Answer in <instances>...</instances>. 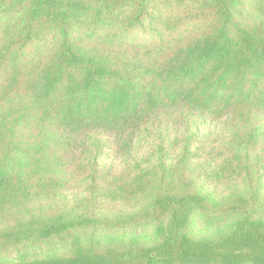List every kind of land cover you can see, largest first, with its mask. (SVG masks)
I'll return each mask as SVG.
<instances>
[{"label":"trees","instance_id":"trees-1","mask_svg":"<svg viewBox=\"0 0 264 264\" xmlns=\"http://www.w3.org/2000/svg\"><path fill=\"white\" fill-rule=\"evenodd\" d=\"M0 264H264V0H0Z\"/></svg>","mask_w":264,"mask_h":264}]
</instances>
